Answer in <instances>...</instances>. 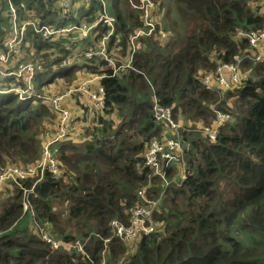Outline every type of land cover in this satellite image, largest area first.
<instances>
[{
    "label": "trees",
    "instance_id": "obj_1",
    "mask_svg": "<svg viewBox=\"0 0 264 264\" xmlns=\"http://www.w3.org/2000/svg\"><path fill=\"white\" fill-rule=\"evenodd\" d=\"M102 1L115 17L106 51L111 55L112 47L119 48V65L130 54L131 33L143 26L141 13L128 8L127 0ZM175 1L195 17L182 31L176 50L170 52L159 35L140 36L132 68L113 72L102 56H83L87 46L97 50L109 31L97 22L100 0H90L78 16L63 8V0H10L19 18L33 17L63 32L42 37L26 27L25 47L31 52L18 62L41 64L31 76V97L22 99L16 91L28 86L22 76L0 74V167L36 163L42 145L56 138L61 120L50 97L75 89L82 74L101 76L104 100L102 107L92 106L90 116L77 91L61 98L69 128L50 145L58 174L45 172L28 193L25 211L21 189L5 183L0 264H102V259L103 264H264V57L255 61L261 47L252 49L238 35L262 27L264 0ZM7 3L0 0V52L9 37L4 34L10 23ZM96 22L88 38L77 42L64 31ZM77 53L81 58H75ZM67 54L69 63L63 62ZM235 56L243 77L218 101L219 86L214 83L217 91L207 89L201 75L222 63H235ZM152 96L169 107L173 120L183 127L179 134L186 177H178L176 166H170L167 176L173 181L166 187L144 160L151 137L171 135L165 123L153 118ZM214 104L229 119L210 141L193 129L214 121ZM75 120L85 125L75 128ZM33 180L25 179L24 186L30 188ZM140 188L162 204L147 222L151 232L123 242L113 236L110 222L129 224V209L144 206ZM53 200L66 206L64 217ZM43 224L56 240L74 242L80 237L86 256L52 247L38 233ZM105 238L110 239L104 244Z\"/></svg>",
    "mask_w": 264,
    "mask_h": 264
},
{
    "label": "built area",
    "instance_id": "obj_2",
    "mask_svg": "<svg viewBox=\"0 0 264 264\" xmlns=\"http://www.w3.org/2000/svg\"><path fill=\"white\" fill-rule=\"evenodd\" d=\"M73 0H63L62 6L64 9H67L69 4H71ZM79 1L86 6L89 5L90 0H76ZM101 1V11L96 12L97 22H101L105 24L106 27L109 28L108 33L104 34L99 41L97 50L93 47L89 46L83 51V56L87 58H91L93 56H102L107 62L108 65L111 64V68L113 72L120 70L121 68H132V60L133 55L136 51V40L140 36H152L159 35L160 37H165L164 32L159 29L156 31V23L153 20L155 16L154 7L157 5L153 0H139L138 3H134L132 0H129L130 4L140 11L141 20L143 21V26L137 28L134 33H132L129 37L130 42V54L127 58L123 60V63L119 65H115L113 61L108 58V53L106 51V41L108 37L112 34L114 29V20L115 17L106 10L104 2ZM8 8L10 11V23H9V31L10 37L4 41L3 47L4 51L0 52V62H7L10 56L18 51V49L22 46L24 41V35L26 31V27L31 26L35 33H38L42 37L50 36L56 32H63V29L60 27H53L48 24H42L38 22L37 19L33 17L24 18L20 20L16 8L12 5L10 0H8ZM73 16H78L79 13L76 11H71ZM97 22L91 26H87L85 24L80 25H72L70 28L64 29L65 32L70 33L73 30H77L80 33V37H87L92 27L97 25ZM238 35L241 37H245L252 49H258L261 47V52L257 53L254 56L255 61H259L264 57V23L262 27L258 30H249V31H238ZM73 41H76V38H71ZM235 63H222L218 65L216 69L205 75H202V82L207 89L215 90L213 87V83H216L220 87V95L223 94V91H226L230 88L232 84H239L241 81V74L239 71V62L240 58L238 56L234 57ZM39 62V61H38ZM38 62H29L27 64H20L16 71L2 73L1 75L7 76L8 74H14L16 76H22V79L29 84L31 80L32 73L35 68L40 69L41 64ZM30 86L26 89H22L20 87H16V91L18 92L20 98L25 99L33 95L30 90ZM78 90L82 92L88 93L90 97H92L96 104L100 107L103 106L104 100V90L102 87H98L97 91L94 94H91L87 87L83 84L80 85ZM216 91V90H215ZM59 95L52 99L53 106L60 111L61 120L58 127V133L54 140H48L47 143L42 145V151L40 158L36 161L34 165H29L26 167L21 166H6L0 167V187L5 183H10L11 185L18 186L21 189L23 194V202L22 205L24 209L27 204V196L29 192H32L34 186L37 182L41 181L44 177L45 172L52 174L53 176H57L58 174V166L55 158L52 155V151L50 149V145L56 141L57 139L67 135L69 128V116L66 110L62 109L59 105L61 98L64 96ZM152 115L157 123H165L169 131L171 132L170 136H156L151 137L147 144V148L144 154L145 165L148 166L153 173L157 174L162 178V183L164 187H166L170 181L167 176V171L170 166H176V170L178 177L184 179L186 173V164L182 155V144L180 140V128L181 125L175 122L171 115V110L167 106H163L160 104L158 99L155 96H152ZM215 113L214 121L210 125H205L202 127L203 134L207 135L210 141H214L217 135V130L221 124L229 119V114L223 112L219 109H213ZM48 138L50 137V131L46 133ZM174 169V168H173ZM32 178L33 180L30 188H26L23 184L25 179ZM10 185V186H11ZM146 188H140L138 191V195L142 198V202L144 206L142 207H132L129 209V224L125 225L120 223L117 220H112L110 222L111 231L114 237L120 239L123 242H128L129 240L136 237L139 233L148 234L152 231V226L149 225V218L152 214V211L158 204L160 200H151L147 198ZM41 238L49 243L52 247L62 246L67 251L72 249L86 256L83 243L76 241L75 243H66L61 242L60 240H56L55 238L50 237L46 232L42 229L38 231ZM110 238L104 239V244L109 241Z\"/></svg>",
    "mask_w": 264,
    "mask_h": 264
},
{
    "label": "rangeland",
    "instance_id": "obj_3",
    "mask_svg": "<svg viewBox=\"0 0 264 264\" xmlns=\"http://www.w3.org/2000/svg\"><path fill=\"white\" fill-rule=\"evenodd\" d=\"M134 3H138V1L139 0H132ZM154 1V0H153ZM155 2V1H154ZM160 3V6H158V4L157 3ZM156 4L157 5H155V7H154V9H156L155 10V16H154V18H153V20L155 21V23L157 22V24L159 25V28H161V30L164 32V35H166V37H164V38H162V39H164V41H165V44L164 45H168V47H169V51L170 52H174L175 50H176V46H178L182 41H183V35H182V31H184V29H185V26L187 25V24H190L191 22H194L195 21V17L191 14V13H189V12H186L175 0H156ZM259 3H261L262 2V0H259L258 1ZM127 7L128 8H132V9H136V8H134L131 4H130V2H129V0H127ZM82 9V8H81ZM137 10V9H136ZM74 11H76L77 13H80V8L79 9H77V8H75L74 10H73V12ZM110 13H113L112 11H110V10H108ZM139 11V10H138ZM140 28V27H139ZM133 33V32H132ZM131 33V34H132ZM168 34L171 36V38H169V39H165V38H167L168 37ZM146 37H149V36H146ZM155 37H157V36H155ZM155 39V38H154ZM157 39V38H156ZM167 40V41H166ZM74 42H77V40L76 41H74ZM136 42H137V40H136ZM136 42H135V44H136ZM173 44V45H172ZM26 45H28V43H27V41H25V43H24V45L20 48V50L19 51H17V54H15L16 56H19L20 57V60L23 58V56L24 55H26L27 53L29 54L30 52H31V49H27L25 46ZM89 46H87V48H88ZM92 47V46H91ZM112 50H111V55H109L108 54V58H110L112 61H113V63L116 65L117 63H116V60H118L119 61V59L122 57V54H121V52L119 51V48H116L115 46L114 47H112L111 48ZM84 51V50H83ZM67 57H69L68 56V54L66 55V60H65V58H64V60H63V62H65V61H67V63L69 62V58H67ZM75 58H81L80 56H76ZM70 61H71V58H70ZM10 62V60L8 61V63ZM35 62H38V61H35ZM8 63H7V65H8ZM39 63V62H38ZM123 63V62H122ZM19 64H21V62L19 63ZM110 67H111V64H110ZM81 73V72H80ZM240 74H241V76L243 77V72L241 71L240 72ZM203 75V74H202ZM201 75V76H202ZM200 76V77H201ZM29 92H31V91H29ZM225 92V91H224ZM32 93V92H31ZM32 96V95H31ZM30 96V97H31ZM223 97V94H219V100L218 101H220V98H222ZM50 98H54V97H50ZM217 101V102H218ZM218 107H217V105L216 104H214L213 106H212V109H217ZM193 123H190V125H192ZM206 125V124H205ZM204 125V126H205ZM195 127H198V126H195ZM181 128H183L182 126H181ZM202 128L201 127H198V128H196V129H193V130H197L198 132H200L201 134H203V132H202V130H201ZM21 167H26V166H21ZM5 185L6 184H3V185H1V187H0V203H1V201H6L5 199L7 198V195H6V193H4V192H2L1 190H2V188H5ZM8 192L9 193H12L13 191H14V189L11 187V186H8ZM22 196H23V194H22ZM23 199H24V197H23ZM23 202V201H22ZM162 204V200H159L158 201V204H157V206H158V209H160V205ZM53 205H54V208L56 209V210H59V211H61L62 212V216L64 217V214H65V209H66V206L63 204V203H61L60 201H58V200H53ZM26 208H28V204H26ZM0 209H1V206H0ZM23 210L25 211L26 209H24V206H23ZM157 211H159V210H157ZM60 218L62 219V217L60 216ZM28 222V221H27ZM153 222V221H152ZM47 222H45V224H46ZM45 224H43V225H38V231L40 230V229H42L44 232H46L47 233V231H45V228H46V226H45ZM63 225H65V226H70V224L69 223H65V224H63ZM48 234V233H47ZM50 237H52V238H55V237H53V236H51L50 234H48ZM57 238L58 239H62V238H59L58 236H57ZM256 238V237H255ZM259 238H261V237H259ZM258 239V238H257ZM61 242H64L65 240H60ZM76 241H79L80 243L82 242V240L80 239V237H78L77 239H76ZM76 241H74V242H66V243H75ZM132 247V246H131ZM130 248V247H129ZM70 251H72V250H70ZM104 263V259H102V264Z\"/></svg>",
    "mask_w": 264,
    "mask_h": 264
},
{
    "label": "crops",
    "instance_id": "obj_4",
    "mask_svg": "<svg viewBox=\"0 0 264 264\" xmlns=\"http://www.w3.org/2000/svg\"><path fill=\"white\" fill-rule=\"evenodd\" d=\"M75 8H77V9H79L80 8V13H82L83 11H85L86 10V8H87V6L85 5V4H83V3H81V2H79V1H76V0H73L72 2H71V4H69V6H68V8L66 9V10H71V11H73ZM82 8V9H81ZM262 9H264V6L262 7ZM79 13V14H80ZM21 20H23L24 18H20ZM5 30H6V32L4 33V34H6V35H8L9 34V37H10V31H9V27H8V29H6L5 28ZM34 31V30H33ZM35 32V31H34ZM72 32H70V33H68L67 35H69V36H71V37H74V38H76V40L77 41H80V40H82V39H84V38H88V36L87 37H80V33L79 32H77V33H79V34H77V35H73V34H71ZM8 37V38H9ZM7 38V39H8ZM7 39H5V41L7 40ZM4 43V42H3ZM24 43H25V38H24V41H23V44H22V46L24 45ZM21 46V47H22ZM20 47V48H21ZM20 48L18 49V51L20 50ZM2 52V51H1ZM15 54H17V52L15 53ZM15 54H12L11 56H10V58H9V60H10V62L8 63V61L7 62H5V63H3V62H0V72H2L1 70H3V71H5V69H8V70H10V72H14V71H16L17 70V68H18V66L20 65L19 63L20 62H18L19 61V56H16ZM78 55V53L75 55V56H77ZM7 63H8V65H7ZM69 63V62H68ZM12 66H14L15 68H11ZM11 68V69H10ZM2 73H5V72H2ZM82 73H85L84 71H82ZM86 75H84V74H82L81 75V80H80V82H79V84H78V86L77 87H75V89L74 88H71V89H69V90H66L65 92H64V94L65 95H68L69 94V92L70 91H77L76 93H78V94H80V99L81 100H85L86 102H85V104H87V106H88V110L90 111V116H91V114H92V106H96V102H95V100L92 98V97H90L89 95H88V93H86V92H82V91H80V90H78V88H79V86L80 85H85L86 87H87V90L91 93V94H94L95 93V91H97V89H98V87H101V85H100V81H99V78L101 77V76H97V75H91L90 73H85ZM28 84V83H27ZM28 85H30V82H29V84ZM218 85V84H217ZM219 86V85H218ZM28 87V86H27ZM213 87L214 88H216L215 86H214V83H213ZM219 89V91H220V87L218 88ZM216 90V89H215ZM217 91V90H216ZM222 93H224V91L222 92ZM74 124H76V126H75V128H77L78 127V129H81V127H82V125H85L84 123H82V122H80V124L78 123V121L77 120H75V122H74ZM82 124V125H81ZM84 127V126H83Z\"/></svg>",
    "mask_w": 264,
    "mask_h": 264
}]
</instances>
